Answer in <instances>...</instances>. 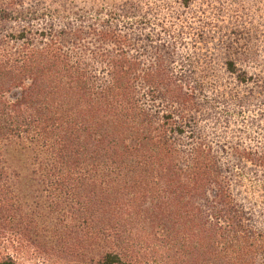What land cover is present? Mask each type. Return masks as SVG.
I'll list each match as a JSON object with an SVG mask.
<instances>
[{"label":"trees","instance_id":"obj_1","mask_svg":"<svg viewBox=\"0 0 264 264\" xmlns=\"http://www.w3.org/2000/svg\"><path fill=\"white\" fill-rule=\"evenodd\" d=\"M29 1L0 0V264H264V115L223 145L198 128L264 88L252 20L210 70L205 0Z\"/></svg>","mask_w":264,"mask_h":264},{"label":"rangeland","instance_id":"obj_2","mask_svg":"<svg viewBox=\"0 0 264 264\" xmlns=\"http://www.w3.org/2000/svg\"><path fill=\"white\" fill-rule=\"evenodd\" d=\"M161 0H30L28 4L32 5H47L50 7H60L61 5H64L65 7L73 6V7H81L85 9L89 8H100L104 7L107 8L109 5H144V10L146 6L148 5L149 9L153 11L157 10V8L160 5ZM196 5H193L192 8L195 10L201 9L205 10V15H200L201 20L203 19L201 24H205V30L208 33V52H206V63L209 66L210 70H218V64L217 59L214 58L212 55H214V50L211 47V45H214L213 38L219 37L220 33L222 31H226V29L232 24H240V23H246L248 24L249 21L252 20L254 23V26L259 30L256 40H249L248 46L252 47L254 46L255 42L259 41L255 44L256 45V53L257 60L260 61L259 66H251L253 70H251L254 73L261 74V77L264 78V30L259 28V25H256L259 22H264V0H221V5H211L208 8H205L207 5H204L206 3V0L204 3H201L200 1L195 2ZM174 3H169V5H172ZM242 6L244 7V14L242 10ZM191 8V9H192ZM191 9L186 12L185 17L190 22H193V14L195 12H191ZM207 9V12H206ZM222 11V12H220ZM152 15V12H151ZM161 16L163 14H160ZM249 15V16H245ZM203 17V18H202ZM221 19H223L221 21ZM215 35V37H214ZM246 36H244V40L241 41V43L246 42ZM250 39V38H249ZM230 40V39H229ZM231 41L237 42L236 37H232ZM239 41V40H238ZM234 45V44H233ZM198 45L196 46H190L188 49L190 52L197 53L198 51ZM240 46V42L234 45V50L238 49ZM255 49V48H254ZM255 54V53H254ZM250 71V72H251ZM251 72V73H252ZM260 77V75H259ZM260 77V78H261ZM225 81V80H224ZM222 88V87H221ZM226 88V87H223ZM222 88V89H223ZM259 95L257 96L256 100L252 101V103H249L246 108H243L241 105L237 103V101H230L229 107L227 105V112L229 113V117L233 118L232 120H226L225 116L223 114L218 117V114L214 115V112L211 114L204 113V110H202V120L198 123V128L202 130L203 135L205 138L212 142L213 144L223 145L226 139H229L228 137L239 134V127L240 124L243 123H250L254 121H260L261 114L264 111V88L259 89L258 91ZM260 104L259 109H257V105ZM263 108V109H262ZM262 111V112H260ZM207 114V115H206ZM213 114V115H212ZM251 122V123H252ZM263 122V121H261ZM245 125V124H243ZM249 125V124H248ZM232 137V138H233ZM231 138V137H230ZM259 142V137H257ZM254 145L256 143L254 142ZM224 156V161H226L228 158ZM249 198L259 196L258 193L250 194V192H247ZM242 195H245L244 192H242ZM259 221L263 223L264 228V215H262L259 218Z\"/></svg>","mask_w":264,"mask_h":264}]
</instances>
